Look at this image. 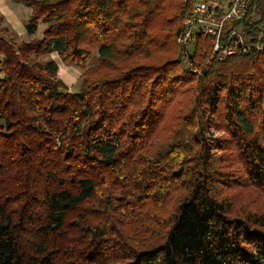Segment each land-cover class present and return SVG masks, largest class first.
<instances>
[{"label":"trees","instance_id":"1","mask_svg":"<svg viewBox=\"0 0 264 264\" xmlns=\"http://www.w3.org/2000/svg\"><path fill=\"white\" fill-rule=\"evenodd\" d=\"M20 1L45 27L0 25V264H264V210L227 193L264 195V49L182 56L193 0ZM252 3L228 27L264 43ZM95 51L76 91L43 59Z\"/></svg>","mask_w":264,"mask_h":264},{"label":"built area","instance_id":"2","mask_svg":"<svg viewBox=\"0 0 264 264\" xmlns=\"http://www.w3.org/2000/svg\"><path fill=\"white\" fill-rule=\"evenodd\" d=\"M253 0H193L190 9L183 17L182 29L177 33L176 42L181 55L186 56L193 43L195 34L203 33L213 37L214 51L223 55H246L264 49L262 42H249L240 25L230 29L231 24H239L247 18ZM226 30V32H225ZM264 33V28H263ZM261 34V33H260ZM261 35H259V38Z\"/></svg>","mask_w":264,"mask_h":264},{"label":"rangeland","instance_id":"3","mask_svg":"<svg viewBox=\"0 0 264 264\" xmlns=\"http://www.w3.org/2000/svg\"><path fill=\"white\" fill-rule=\"evenodd\" d=\"M213 2L214 0H207ZM30 10L25 7L20 0H0V25L6 27L10 32H13L14 36L18 40L27 41L31 38H37L41 36V31L45 27V24L39 23L37 31L33 34L26 33V22L29 18ZM97 52L87 58L84 62V67H80L75 61H70L69 63L63 62L57 53H53L44 56L43 59H53L57 62L58 77L63 80L69 91H76L81 84L80 76L85 72L87 68L95 66ZM212 134L215 136L224 135L223 132L212 130ZM233 162V161H232ZM235 162L232 163L233 167H238ZM244 187V186H242ZM240 186H235L227 193L230 194L232 191H239L237 193V198L242 201L248 202L249 206L253 209L264 210V195L249 185L244 188ZM146 209V208H145Z\"/></svg>","mask_w":264,"mask_h":264}]
</instances>
